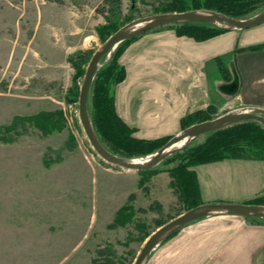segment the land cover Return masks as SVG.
<instances>
[{"label": "rangeland", "instance_id": "rangeland-1", "mask_svg": "<svg viewBox=\"0 0 264 264\" xmlns=\"http://www.w3.org/2000/svg\"><path fill=\"white\" fill-rule=\"evenodd\" d=\"M160 4L121 0L117 24L153 15ZM107 7L106 0H0V128L14 116L40 111L61 110L64 119L59 132L44 134L24 123L5 135L11 141L0 140V264H103L106 258L133 264L142 237L156 230L158 220L186 207L169 184L168 170L183 166L188 151L208 141L205 134L160 163L158 173L147 176L141 187L138 171L111 165L96 154L80 124L77 102L66 99L75 72L70 58L102 45L96 28L106 23L101 10ZM262 9L261 0L247 16ZM169 30L144 31L128 44L141 41L126 60L137 84L175 88L167 78L180 77L184 64L170 68L167 42L147 39ZM118 85L114 96L120 95ZM156 100L167 104V93ZM194 170L200 204L242 203L264 193V162L247 168L244 160H224ZM126 204L133 209L131 217L124 225H112ZM259 261L264 264V251Z\"/></svg>", "mask_w": 264, "mask_h": 264}, {"label": "crops", "instance_id": "crops-1", "mask_svg": "<svg viewBox=\"0 0 264 264\" xmlns=\"http://www.w3.org/2000/svg\"><path fill=\"white\" fill-rule=\"evenodd\" d=\"M151 38L159 43L167 42L172 58L170 68L175 70L181 61L184 68L180 77L167 78L175 88L141 86L137 84L138 78L131 76L132 67L126 64L129 54L133 48L138 50L141 41L125 48L120 62L125 66L126 77L118 85L121 89L120 95L115 94V109L119 117L134 128L136 137L173 136L182 129V117L208 107L215 109V115L242 107L264 109V22L244 30H226L204 41L177 36L173 30L147 37ZM256 45L263 46L251 48ZM219 62L226 67V74L221 72ZM234 80L235 93H226L223 88ZM163 92L167 93V104L156 100ZM172 95L174 99L170 101ZM136 131L148 135L141 137ZM233 160H244L247 168L264 162ZM263 251L264 222L242 216L215 215L183 226L160 243L145 264H261Z\"/></svg>", "mask_w": 264, "mask_h": 264}, {"label": "trees", "instance_id": "trees-1", "mask_svg": "<svg viewBox=\"0 0 264 264\" xmlns=\"http://www.w3.org/2000/svg\"><path fill=\"white\" fill-rule=\"evenodd\" d=\"M163 4L159 6L157 13L165 12H182L193 9H208L221 12L227 16L234 18H247L253 14V5L261 0H159ZM264 1V0H262ZM107 9L101 10L105 14L106 23L96 28V33L103 43L110 34L119 29L122 25L117 24L121 17V0H106ZM192 3V5H190ZM246 15V16H245ZM133 19H128L125 23ZM172 28L177 36H186L196 41H204L226 31L217 26L206 23H176L165 25ZM135 37L122 41L116 46L111 53L110 58L98 69L92 80L88 94V112L93 124L94 130L103 144L110 152L125 157L137 158L145 157L157 151L172 136H164L155 139L138 138L134 135V128L128 126L117 114L115 109V96L113 87L121 83L126 77L125 66L120 62V57ZM263 45L252 46V49L260 48ZM93 51H78L74 54V58H70L72 67L74 68V76L72 85L67 91L66 99L68 102H77L80 85L78 79L84 76V66L89 62ZM104 59V58H103ZM220 63L221 72L226 74V67ZM215 109L208 107L206 110H197L191 112L181 119L182 129L205 120L214 118ZM28 123L44 134L59 132L64 127V119L61 110L40 111L32 116H14L11 122L0 128V140L9 142L11 137L7 138L12 131H16L20 124ZM250 127V130H245ZM231 133H226L227 131ZM3 133L4 135H2ZM249 137H236L244 136ZM208 140L203 145H198L188 151L186 163L183 166L169 169V175L172 178L169 183L174 189L177 197L184 201L186 207L184 211L196 205L200 196V186L194 167L221 162L224 160L247 159V160H264V156L260 153L264 151V127L257 121H242L227 127L209 132L205 134ZM220 142V143H218ZM223 143V144H221ZM185 149V148H184ZM181 149L179 152H181ZM178 152L170 155L173 156ZM169 156V157H170ZM164 159L162 162L167 160ZM161 162V163H162ZM158 166V165H157ZM156 166V167H157ZM155 167V168H156ZM140 170L141 174L138 185L144 187L145 181L151 175L158 173V169ZM244 203L264 205V193H259ZM133 209L130 205H123L117 212L112 225H124V222L131 217ZM178 212L175 216L168 220H158L155 228L165 224L172 218L181 214ZM264 222L259 218H248ZM174 234V233H173ZM172 234V235H173ZM150 233L145 234L142 240H145ZM108 254H112L108 252ZM103 264H116L112 259L106 258Z\"/></svg>", "mask_w": 264, "mask_h": 264}, {"label": "water", "instance_id": "water-1", "mask_svg": "<svg viewBox=\"0 0 264 264\" xmlns=\"http://www.w3.org/2000/svg\"><path fill=\"white\" fill-rule=\"evenodd\" d=\"M206 23L225 30H244L264 22V9L247 18H234L221 12L208 9H193L182 12H165L131 20L122 25L97 48L91 55L80 85L77 100L78 117L83 131L96 154L105 162L127 170H150L170 155L187 147L192 141L206 133L242 121H257L264 127V109L242 107L224 112L212 119L192 124L167 140L157 151L143 158H125L107 150L99 140L88 112V94L92 80L98 69L110 58L111 53L122 41L135 37L144 31L176 23ZM104 58V59H103ZM235 80L225 86L226 93L234 94ZM182 145L175 147L177 144ZM143 162L137 159H145ZM234 215L245 218H259L264 221V205L248 203H206L196 205L172 218L154 230L144 241L133 264H145L151 252L165 239L186 224L208 216Z\"/></svg>", "mask_w": 264, "mask_h": 264}, {"label": "bare ground", "instance_id": "bare-ground-1", "mask_svg": "<svg viewBox=\"0 0 264 264\" xmlns=\"http://www.w3.org/2000/svg\"><path fill=\"white\" fill-rule=\"evenodd\" d=\"M182 143H183V142L177 144L175 147L182 145ZM145 160H147V158H145V159H137L136 161H138V162H143V161H145Z\"/></svg>", "mask_w": 264, "mask_h": 264}]
</instances>
